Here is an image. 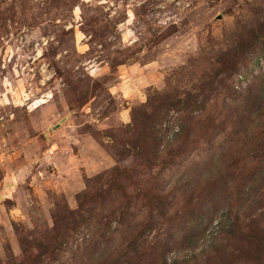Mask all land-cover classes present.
<instances>
[{"label": "rangeland", "instance_id": "374dc122", "mask_svg": "<svg viewBox=\"0 0 264 264\" xmlns=\"http://www.w3.org/2000/svg\"><path fill=\"white\" fill-rule=\"evenodd\" d=\"M259 32L264 0H0V264H264V56L226 66Z\"/></svg>", "mask_w": 264, "mask_h": 264}, {"label": "trees", "instance_id": "16d2710c", "mask_svg": "<svg viewBox=\"0 0 264 264\" xmlns=\"http://www.w3.org/2000/svg\"><path fill=\"white\" fill-rule=\"evenodd\" d=\"M256 50V52H250L252 50ZM264 56V32H259L255 38L252 40H248L246 43L239 44L234 50L233 53L230 55L229 60H227V79L231 78L234 74L241 73L240 65L242 66V62L245 58L251 57L253 61L256 59ZM238 98L233 101V105L235 104L236 107L239 105H243L245 107V111L248 112L247 116L250 120L246 126V131H252L251 137L255 134V128L260 127V122L264 121V72L258 75L253 83L246 87L240 94ZM252 112V113H251ZM259 124V125H258ZM175 130L179 131V126L175 128ZM174 133V132H173ZM222 158V156H221ZM220 159V158H219ZM256 180H261L264 183V169H261L257 172L256 176L244 184L243 190L247 193V199L249 200L252 196L257 194V190L253 188L252 183H256ZM229 225L231 227V236H235L238 232V218H229ZM240 229V227H239ZM192 231L195 229L192 228ZM262 230L259 232H254L253 235L250 236V242L253 244L252 249L256 252L259 246L264 248V236L261 235ZM192 237V236H191ZM193 239V237H192ZM190 246V241L188 242ZM141 244H139L140 246ZM138 247V246H137ZM125 248V247H124ZM167 248L165 249L164 253L166 254ZM163 264L167 263V257L163 258ZM185 261L174 260L171 264H186Z\"/></svg>", "mask_w": 264, "mask_h": 264}]
</instances>
